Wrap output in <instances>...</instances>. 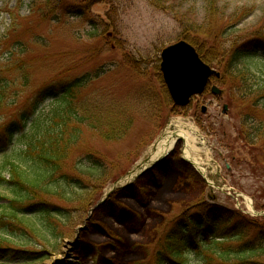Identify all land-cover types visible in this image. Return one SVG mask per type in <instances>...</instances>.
<instances>
[{
	"label": "rangeland",
	"instance_id": "1",
	"mask_svg": "<svg viewBox=\"0 0 264 264\" xmlns=\"http://www.w3.org/2000/svg\"><path fill=\"white\" fill-rule=\"evenodd\" d=\"M211 3L217 7L214 13ZM192 29L200 32L198 40L208 54L216 56L235 42L241 50L257 47L262 54L264 0H0V74H22L18 66L28 73L30 85L19 98L23 108L35 91H58L80 78L88 83L80 91L81 102L102 120H132L118 142L85 130L77 155L94 151L116 179L94 192L71 235L35 261L25 260L28 253L10 251L0 252V262L153 264L167 221L177 216L185 227L196 210L184 213V208L197 202L225 214L230 225L222 224L221 233L235 223L243 227L248 218L261 227L251 234L264 233V143L254 142L241 128L243 119L254 116L250 107L231 108L225 96H214L212 86L222 89L212 79L209 90L180 108L164 83L162 51L193 36ZM211 68L221 79V69ZM54 99L43 102L37 115ZM179 128L196 138L197 154L206 164V173L192 167L200 177L182 165V138L177 150L144 168L162 138ZM138 170L143 176L132 179Z\"/></svg>",
	"mask_w": 264,
	"mask_h": 264
},
{
	"label": "trees",
	"instance_id": "2",
	"mask_svg": "<svg viewBox=\"0 0 264 264\" xmlns=\"http://www.w3.org/2000/svg\"><path fill=\"white\" fill-rule=\"evenodd\" d=\"M209 6L210 13L216 12L214 4ZM190 32L194 35L186 41L205 63L221 69V79L215 81L229 106L250 107L254 116L243 119L241 128L254 142L264 143V117L260 118L264 116V52L257 47L241 50L235 42L215 56L203 50L200 32ZM260 36L264 38V33ZM17 71L22 74L13 78L0 74V252L21 251L29 254L26 261H35L55 250L64 235H71L73 223L94 192L116 179L94 151L77 155L85 130L92 129L104 141L118 142L131 130L132 120L125 115L124 121L102 120L94 108L81 102L80 91L88 83L80 78L58 91H35L23 108L19 98L30 81L23 66ZM53 95L50 108L37 115L39 106ZM182 165L198 177L188 165ZM193 209L197 212L185 227L177 216L167 221L168 230L162 231L164 238L158 243L153 264H264V233L251 234L261 229L256 220L243 219V227L235 223L230 231L221 233L222 224L230 225L225 214L199 202L183 212ZM215 217H219L217 221ZM31 246L43 250H18ZM0 264L9 263L3 260Z\"/></svg>",
	"mask_w": 264,
	"mask_h": 264
},
{
	"label": "water",
	"instance_id": "3",
	"mask_svg": "<svg viewBox=\"0 0 264 264\" xmlns=\"http://www.w3.org/2000/svg\"><path fill=\"white\" fill-rule=\"evenodd\" d=\"M160 70L171 100L180 108L187 107L194 97L203 95L214 77L220 78V74L186 41L172 44L162 51ZM211 91L214 96H221L217 86H212ZM227 110L225 106L224 112ZM202 111L206 113L207 109L204 107Z\"/></svg>",
	"mask_w": 264,
	"mask_h": 264
},
{
	"label": "bare ground",
	"instance_id": "4",
	"mask_svg": "<svg viewBox=\"0 0 264 264\" xmlns=\"http://www.w3.org/2000/svg\"><path fill=\"white\" fill-rule=\"evenodd\" d=\"M179 138L185 139L183 145H181V152L183 153L184 159L196 166L199 172L206 173V164L203 159L197 154V149L195 148L196 138L189 137V134L182 131L180 128L171 131L167 136L162 138L160 144L156 148V152L153 153V160L149 161L144 168H151V166L155 164V162L159 158L163 157V155L167 154L173 149L177 150L178 147L176 145V142ZM140 172V170L135 171L132 179L137 178ZM249 207L251 209V206Z\"/></svg>",
	"mask_w": 264,
	"mask_h": 264
}]
</instances>
